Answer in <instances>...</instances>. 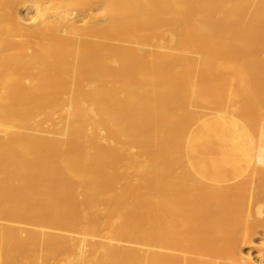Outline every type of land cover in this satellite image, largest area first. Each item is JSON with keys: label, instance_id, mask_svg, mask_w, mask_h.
I'll return each mask as SVG.
<instances>
[{"label": "bare ground", "instance_id": "obj_1", "mask_svg": "<svg viewBox=\"0 0 264 264\" xmlns=\"http://www.w3.org/2000/svg\"><path fill=\"white\" fill-rule=\"evenodd\" d=\"M262 236L264 0H0V264H264Z\"/></svg>", "mask_w": 264, "mask_h": 264}, {"label": "rangeland", "instance_id": "obj_2", "mask_svg": "<svg viewBox=\"0 0 264 264\" xmlns=\"http://www.w3.org/2000/svg\"><path fill=\"white\" fill-rule=\"evenodd\" d=\"M256 240H257L258 242L264 243V237H263V236L260 237V238H257ZM245 250H246V251L250 250V251L253 253V255L257 258V251H256L255 249H252V248H250V247H245Z\"/></svg>", "mask_w": 264, "mask_h": 264}]
</instances>
